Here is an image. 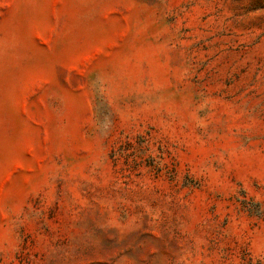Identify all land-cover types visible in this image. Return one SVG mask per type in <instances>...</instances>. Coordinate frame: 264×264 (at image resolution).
<instances>
[{"label":"rangeland","instance_id":"374dc122","mask_svg":"<svg viewBox=\"0 0 264 264\" xmlns=\"http://www.w3.org/2000/svg\"><path fill=\"white\" fill-rule=\"evenodd\" d=\"M0 264H264V0H0Z\"/></svg>","mask_w":264,"mask_h":264}]
</instances>
